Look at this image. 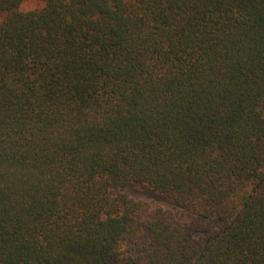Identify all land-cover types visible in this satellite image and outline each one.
I'll use <instances>...</instances> for the list:
<instances>
[{
    "label": "trees",
    "instance_id": "trees-1",
    "mask_svg": "<svg viewBox=\"0 0 264 264\" xmlns=\"http://www.w3.org/2000/svg\"><path fill=\"white\" fill-rule=\"evenodd\" d=\"M0 264H264V0H0Z\"/></svg>",
    "mask_w": 264,
    "mask_h": 264
},
{
    "label": "rangeland",
    "instance_id": "rangeland-1",
    "mask_svg": "<svg viewBox=\"0 0 264 264\" xmlns=\"http://www.w3.org/2000/svg\"><path fill=\"white\" fill-rule=\"evenodd\" d=\"M36 7H38V3L37 2H27V3H25L24 4V9L25 10H31V9H34V8H36Z\"/></svg>",
    "mask_w": 264,
    "mask_h": 264
}]
</instances>
